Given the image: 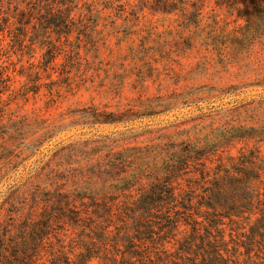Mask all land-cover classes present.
<instances>
[{
    "label": "trees",
    "instance_id": "16d2710c",
    "mask_svg": "<svg viewBox=\"0 0 264 264\" xmlns=\"http://www.w3.org/2000/svg\"><path fill=\"white\" fill-rule=\"evenodd\" d=\"M88 1L0 0V24L20 52L36 42L44 47L48 63L74 32V15H94L101 0ZM242 1L245 23L231 44L248 57L255 44H264V0ZM181 11L198 24L200 8ZM8 81L1 68L0 89ZM249 84L264 85V75ZM80 113L73 123L87 126L134 115ZM1 120L0 183L18 167L19 152L9 149L23 138L22 127ZM54 134L43 126L18 147L33 154ZM242 139L264 142V126L223 125L195 138L121 149L109 136L58 147L51 168L35 167L0 199V264H264V153L241 150L210 165L221 148Z\"/></svg>",
    "mask_w": 264,
    "mask_h": 264
},
{
    "label": "rangeland",
    "instance_id": "374dc122",
    "mask_svg": "<svg viewBox=\"0 0 264 264\" xmlns=\"http://www.w3.org/2000/svg\"><path fill=\"white\" fill-rule=\"evenodd\" d=\"M183 7L200 8L198 24ZM243 8L242 0H101L94 15H74V32L48 63L44 47L36 42L20 52L0 24V69L9 77L0 89L1 123L23 129L9 149L19 152V164L0 183V199L35 167L51 168L52 152L77 140L109 136L121 149L195 138L223 125L264 126V85L249 84L264 75V44H255L248 57L231 44L245 23ZM88 108L134 115L120 123L74 124ZM150 108L156 113L146 114ZM43 126L55 134L33 154L21 151L18 142ZM256 147L264 153V142L232 141L209 164Z\"/></svg>",
    "mask_w": 264,
    "mask_h": 264
}]
</instances>
